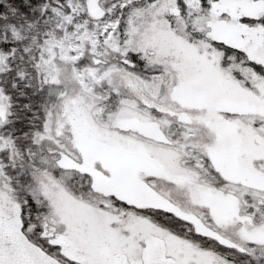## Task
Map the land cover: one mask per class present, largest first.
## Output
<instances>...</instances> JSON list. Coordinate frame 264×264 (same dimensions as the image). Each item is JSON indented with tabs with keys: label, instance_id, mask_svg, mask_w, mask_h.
I'll list each match as a JSON object with an SVG mask.
<instances>
[{
	"label": "snow or ice",
	"instance_id": "6c2138e0",
	"mask_svg": "<svg viewBox=\"0 0 264 264\" xmlns=\"http://www.w3.org/2000/svg\"><path fill=\"white\" fill-rule=\"evenodd\" d=\"M0 264H264V0H0Z\"/></svg>",
	"mask_w": 264,
	"mask_h": 264
}]
</instances>
